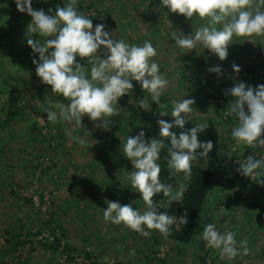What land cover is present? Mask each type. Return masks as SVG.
I'll use <instances>...</instances> for the list:
<instances>
[{
	"label": "rangeland",
	"instance_id": "obj_1",
	"mask_svg": "<svg viewBox=\"0 0 264 264\" xmlns=\"http://www.w3.org/2000/svg\"><path fill=\"white\" fill-rule=\"evenodd\" d=\"M63 2L65 0H32V7L47 13L50 8L55 11L58 5L63 7ZM76 8L78 12L82 8L81 13L92 19L93 27L103 24L106 30L114 31L115 36L130 45L151 41L157 52L153 59L170 84L161 97L160 107H155L148 97L151 110L146 111L140 108L139 100L148 94L134 81L129 94L118 99L121 111L111 117L114 128L108 126V130H103L84 117L83 125L72 133L87 140L86 146L79 147L70 142L67 135V131H72L70 124L59 121L53 124L46 119L51 103H67V100L52 93L50 86L43 84L35 73L32 61L33 58L38 60V54L32 52L25 38L31 17L19 12L14 0H0V264H11L12 260L7 253L9 250L2 249L9 237L6 232H18L22 228L24 233L32 231L35 234L22 238L29 240L18 252L22 264L82 263L80 256L76 255L75 260L69 262L60 250L53 253L41 245L40 242L52 240L54 236H64L80 249L93 252L102 264H150L148 258L152 250L156 252L153 264H200L202 243L204 252H210L208 264L211 261L213 264H264V182L237 197L231 211L225 209L227 206H221V210L213 208L199 227L193 246H181L166 238L156 245L153 230L145 237L123 224L105 221L102 214V209L107 207L106 200L132 203L133 208L141 211L146 207L128 179V171L133 167L121 152L124 139L141 130L146 139L151 138L147 120L159 114L156 110L165 114L168 108L161 106L172 107L169 101L178 97L194 99L191 118L194 123L209 118L219 121V116H215V104L221 100V94L225 95L237 82L253 88L261 83L264 37L234 36L228 45V56L221 61L216 55L210 59L212 53L205 49L181 52L176 48L174 32L190 35L206 20L187 19L170 12L167 15L159 0H77ZM99 52L102 54L103 49ZM233 64L239 66V73L233 71ZM216 65L222 67L219 76L208 71ZM249 66L256 68V74L246 75ZM198 77L205 89L199 86ZM40 87L50 94L39 93ZM13 91L20 93L25 109L7 123L9 107H4L3 103ZM226 99L228 104L233 100L231 96ZM232 126L235 125L223 127L222 134ZM50 135L58 137L54 145L47 147L42 139L47 136L49 139ZM224 139L219 153L226 159L230 151ZM11 189L17 195H13ZM218 193L217 199L211 201L213 207L220 197L228 202L226 193ZM23 197H33V204H27ZM164 203L163 207L171 215H185L178 208V202ZM208 223L215 224L221 232L233 230L238 242L246 240L248 254L244 255L241 250L235 258L222 260L218 250L206 246L199 236ZM38 231L42 233L38 235ZM159 258L166 263H157Z\"/></svg>",
	"mask_w": 264,
	"mask_h": 264
},
{
	"label": "clouds",
	"instance_id": "obj_2",
	"mask_svg": "<svg viewBox=\"0 0 264 264\" xmlns=\"http://www.w3.org/2000/svg\"><path fill=\"white\" fill-rule=\"evenodd\" d=\"M14 2L19 12L31 17L25 38L32 52L38 54V60L33 58L32 61L37 77L50 86L52 93L67 100V103H51L46 119L53 124L58 121L70 124L72 131H67L70 142L79 147L86 146L85 137L72 134L83 125L85 116L95 127L108 130L111 117L121 111L118 99L129 94L134 81L148 94L139 100L140 108L150 111L151 102L160 107L161 97L170 81L160 73L159 64L153 59L157 52L151 41L130 45L115 36L114 31L106 30L103 24L93 27L92 19L78 12L77 0H65L63 7L58 5L55 11L50 8L47 13L43 9H34L32 0ZM159 3L167 10V15L170 12L187 19L206 20L190 35L172 34L174 46L181 52L205 49L223 61L234 36L264 37V0H159ZM100 49H103L102 54ZM77 57L86 60V66L77 62ZM232 69L240 72L238 65L233 64ZM208 71L219 76L222 67L212 66ZM225 95L233 98L224 111L225 116H232L236 121L231 130L233 141L237 145L264 146V84L253 88L237 82ZM169 103L173 119L157 122L159 138L146 139L141 130L136 135H128L121 144L123 156L133 167L128 171V179L131 187L140 194L145 209L141 211L133 208L132 203L120 204L111 200H106L107 207L102 209L105 221L123 224L145 237L151 235V230L167 237L174 225L187 224L186 215L178 217L160 212L159 204L153 202L154 196L161 193L170 202H180L185 191L182 183L174 187L160 179L158 161L166 147L165 141L170 142L165 158L170 175L182 173L185 177L190 176L192 168L208 159L213 150L211 140L198 139V134L208 127L206 122L196 123L178 135L172 131L174 128L184 129L191 120L194 99L184 96L171 99ZM228 155L231 156V152ZM237 171L248 178L264 175V158L248 155ZM199 236L206 246L218 250L222 260L235 258L241 250L244 255L249 252L246 240L238 242L233 230L221 232L213 223L205 224Z\"/></svg>",
	"mask_w": 264,
	"mask_h": 264
},
{
	"label": "trees",
	"instance_id": "obj_3",
	"mask_svg": "<svg viewBox=\"0 0 264 264\" xmlns=\"http://www.w3.org/2000/svg\"><path fill=\"white\" fill-rule=\"evenodd\" d=\"M82 8H80V13L82 12ZM211 58H216V56L213 54L210 55ZM82 63V66H86V60L80 59L77 57V62ZM250 74H256V68L249 66L248 71L246 75ZM261 83L264 84V75L261 76L260 78ZM202 79L198 77V82L199 86L201 88H204V85L202 84ZM39 93H43L45 95L50 94L49 91L46 92V88L40 87ZM48 96V95H47ZM58 96L64 100L62 96L58 94ZM221 102L219 101L218 103L215 104V116H219L218 118L219 121L215 120L214 118H209L206 121H201V122H206L208 124L207 129L204 130V132L198 134V139L200 141H207L211 140L213 143V150L209 153L208 159H203L198 163L196 166H194L191 170V175L185 177L182 173L179 174H172L170 175L171 170L167 168L166 164V156H167V146L170 144L169 141H165L166 147L162 149L161 151V160L158 161L161 165V173H160V179L162 182L172 184L174 187L178 186L179 184H183L185 191L183 195V199L178 202V208L180 209L181 212H183L186 215L187 218V224L185 225H180L179 227L177 225H174L172 227L171 234L167 237L163 236L160 234L157 230H153V232L156 233V235L153 236V243L158 245L161 243L162 238H166L170 241H173L174 243L181 245V246H193L196 242V235L199 230V227L201 226L202 222L207 218V216L213 211V208H216L218 210H221V206L225 207V209L228 211H231L232 206L234 205L237 201V197L241 196L240 195H233L229 191L232 185L235 183L237 179H240L243 182V179L245 176H242L239 174L237 169H235L233 178L227 179L225 184H217L215 177L217 175L220 176H226L230 172V168L232 167V164L228 161H235V160H240L244 157H247L248 155L253 154L254 152L258 151V146L256 147H248L245 146L242 149H238V151L233 152L232 148L234 147L235 142L233 141L231 137V128H228L224 134H222L221 129L225 126H230V125H235L236 121L234 118H231L227 121L223 119L224 111L227 109L228 106V100L226 99V96L221 94L220 95ZM21 101V96L19 92L13 91L9 92L5 103H3V106L5 107L6 105L9 107L6 111V122L10 123L13 119H16L19 115L22 114V111L25 109V106H23ZM155 103V102H153ZM22 105V106H21ZM155 107H158V105L155 103ZM3 107V108H4ZM162 107L168 108L165 114L168 115H161L163 113L158 112L159 114L155 117L154 119L149 118L147 120L148 124V132L150 134V137H156L159 138V127H158V121L163 119L165 121H171L173 118L170 116L171 113V107L167 105H162ZM161 113V114H160ZM232 120V121H231ZM231 122V124L229 123ZM49 122V121H48ZM200 122V123H201ZM51 123V122H49ZM84 123V117L82 119V124ZM194 120H189L186 124L184 129H179V128H174L172 131L176 132L177 135L179 134L180 131H186L194 126ZM229 124V125H228ZM50 125V124H49ZM111 128H114V125L110 123L109 125ZM36 130V126H34ZM39 131V130H38ZM227 134V135H226ZM48 137V136H47ZM45 137L42 139V141L45 143V145L52 146L54 145V142H56V139L58 136H51L49 139ZM61 137V135L59 136ZM222 138H225L224 140L229 144V151L231 152V156H229L226 159L222 158V154L220 155L219 151L222 149L221 145V140ZM225 146V142H224ZM223 146V147H224ZM241 151L242 155H241ZM108 154V153H107ZM108 156V155H107ZM262 176L257 175L255 180L249 182V187H243L244 191L245 189L249 190L250 188H253L257 183L264 182V178H261ZM218 185V189L216 186ZM220 189V190H219ZM224 192L226 193V197L228 199V202H224V199L222 197H218L219 201L218 203H215L216 207H213L212 204V199H217V192L221 193ZM11 193L13 195H17L13 189H11ZM218 193V194H219ZM40 197L43 198V195L40 194ZM23 199L26 201L27 204H33L34 200L33 197H23ZM167 198L163 197V194H157L153 198L154 204H159L158 211L160 212H167L169 215L171 213L163 207L162 203H166ZM232 201H235L234 203H231ZM164 203V204H165ZM54 208V206H53ZM50 219V217H48ZM38 235H40L42 232L38 231ZM6 236H9L6 238V241L2 249H7L9 250L12 260L11 264H22L21 262V255H18L19 249L24 247L27 241L29 240H23L22 238L25 236L27 237H32L35 234L32 233V231H28L26 233L23 232V228L20 229L18 232H6ZM41 245L46 248L47 250L52 251L53 253L58 252L59 250L66 254L67 260L70 262L72 260H75V257L77 255L82 257L83 261L80 264H102L99 261V258L97 255H95L93 252L86 250V249H80L79 247L75 246L73 243H70L68 240L62 237H55L52 240H44L40 242ZM199 248L203 251V254L200 255L199 257V262L200 264H208V259L210 252H204V244H200ZM7 255V254H3ZM156 252L152 250L148 260L150 264H153L155 262ZM157 263H166L164 260L165 259H157ZM117 264H122L121 262ZM210 264H213L211 261Z\"/></svg>",
	"mask_w": 264,
	"mask_h": 264
},
{
	"label": "built area",
	"instance_id": "obj_4",
	"mask_svg": "<svg viewBox=\"0 0 264 264\" xmlns=\"http://www.w3.org/2000/svg\"><path fill=\"white\" fill-rule=\"evenodd\" d=\"M231 118H234V117H232V116H225V114L223 115V119L225 120V121H227V120H229V119H231ZM245 146H247V145H244V144H239V145H237L236 143L234 144V147L232 148V151L233 152H236V151H238V149H242L243 147H245ZM258 146V151L257 152H254L253 154H251L254 158H264V146H259V145H257ZM256 146V147H257ZM248 147H250V148H252V147H255V146H248ZM242 152L243 151H241V155H242ZM246 158L247 157H244V158H242V159H240V160H235V161H230V160H228L231 164H232V167L229 169L230 170V172L226 175V176H220V175H217L216 177H215V180H216V183L217 184H225L226 183V180L227 179H230V178H233V175H234V172H235V169H239V167H240V163H244L245 161H246ZM257 176V175H256ZM256 176H254L253 178H248V177H245L244 179H243V182L240 180V179H237L236 181H235V183L232 185V187L230 188V192H231V194H233V195H240V194H243L247 189H245L244 191H242L243 190V187H249V182H251V181H253V180H255V178H256ZM248 180V181H246V180ZM242 189V190H241Z\"/></svg>",
	"mask_w": 264,
	"mask_h": 264
}]
</instances>
